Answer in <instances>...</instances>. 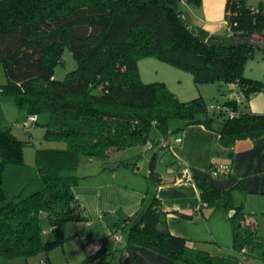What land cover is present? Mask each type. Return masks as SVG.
Instances as JSON below:
<instances>
[{
  "label": "trees",
  "instance_id": "trees-1",
  "mask_svg": "<svg viewBox=\"0 0 264 264\" xmlns=\"http://www.w3.org/2000/svg\"><path fill=\"white\" fill-rule=\"evenodd\" d=\"M184 1L194 6L202 3ZM182 4L183 0H0V63L7 77V84L0 86V100L3 94L13 95L29 116L48 112L45 138L67 144L66 149L37 150L40 190L7 202L4 169L23 164L24 142L0 124V258L47 253L75 236L66 235L63 224L88 222L73 192L91 176L77 173L82 157L103 164L130 147L154 143L166 148L179 143L180 139H172L174 133L192 125L216 131L223 150L264 135V114L245 111L255 94L264 93L263 81L244 75L259 50L208 44L210 34L191 22ZM225 17L229 35L264 41L263 2L251 6L249 0H226ZM65 49L77 67L56 80L55 69L63 63ZM147 58L191 73L196 85L217 84L220 90L237 85L243 102L229 100V89L220 104L239 110L240 116L210 114L201 97L181 101L166 83H145L139 62ZM153 131L159 141L152 138ZM133 164L123 160L117 166ZM154 173L152 169L149 177L160 181ZM195 183L203 208L222 200L232 213L233 249L264 261V237L258 235L256 215L235 203L232 190H220L201 177H195ZM166 215L155 194L135 215L112 227V242H108L121 244L114 237L128 228L127 246L145 247L181 264L218 260L173 235ZM43 218L51 224V241L44 240ZM107 244L85 263L111 264L108 258L117 250Z\"/></svg>",
  "mask_w": 264,
  "mask_h": 264
},
{
  "label": "crops",
  "instance_id": "crops-1",
  "mask_svg": "<svg viewBox=\"0 0 264 264\" xmlns=\"http://www.w3.org/2000/svg\"><path fill=\"white\" fill-rule=\"evenodd\" d=\"M225 9L226 0H203L201 11L208 19L203 29L210 35L221 33L224 28L223 36L229 35ZM257 55H264V52L259 50ZM154 60L147 58L139 62L141 79L145 83L168 84L166 78H161L163 74H158L159 79L148 71L149 64L166 70ZM244 75L257 80L246 70ZM173 91L179 99H183L181 101H188L182 98L181 90ZM225 101L226 97L222 103ZM245 111L264 114V98L255 94L246 104ZM172 139L180 141L166 148L156 147L154 143L142 147L135 160L124 159L135 163L128 167L117 166L122 161L115 160L118 155L111 157L107 160L108 166L99 167L95 174L74 187L73 192L85 208L88 222L63 224L66 235H75L67 244L75 242L78 246L74 250L75 260L69 264L85 263L87 257L97 252L104 242H112V227L135 215L143 204L150 203L155 194L167 213L170 232L188 240L192 249L207 252L216 258L226 252L227 246L233 249L232 213L227 212L222 200L212 208H203L195 177L207 179L220 190H232L235 203L243 205L246 212L256 215L258 211H264V135L254 140L237 141L231 150H223L219 134L203 125L188 126L174 133ZM163 151L165 155L161 158ZM148 161L149 174L153 169L154 175L160 178L154 185L150 178H144V167H140ZM158 161L166 166L165 172L158 170ZM217 163L231 164L232 173L226 177L212 176L210 168ZM255 218L258 219L257 216ZM259 225L257 223V227ZM129 249L140 260L132 264H181L145 247L133 245Z\"/></svg>",
  "mask_w": 264,
  "mask_h": 264
},
{
  "label": "rangeland",
  "instance_id": "rangeland-1",
  "mask_svg": "<svg viewBox=\"0 0 264 264\" xmlns=\"http://www.w3.org/2000/svg\"><path fill=\"white\" fill-rule=\"evenodd\" d=\"M260 2L264 3V0H249L251 6H258ZM203 9V0L200 6L189 5L183 0L182 10L190 16L191 22L198 27L204 28V24L208 22L207 15L205 12L201 11ZM225 19V17H224ZM224 31H220L216 35L223 36ZM157 63L163 65L166 70L159 69L156 65L149 64L148 71L154 75V77L159 76L158 74H163L161 78H166L168 84H166L169 89L181 90L182 98L185 100H192L195 98H202L207 106L217 105L222 103L229 93L227 86H223L220 90L217 84H202L196 85L193 81V76L187 71L178 69L170 64L161 62L159 60H154ZM151 63V62H146ZM77 67L76 61L72 56V53L65 49L63 54V63L59 64L55 69V79L63 80L65 76L74 70ZM246 73L251 74L254 78L264 80V55H257L254 59L250 60L246 65ZM160 79V76L157 77ZM147 80V79H146ZM7 84V77L4 71L3 64L0 63V86ZM231 93L229 94V96ZM258 97L264 98V93H257ZM183 100V99H180ZM28 113L26 109L18 106L16 99L13 95L3 94L1 95L0 100V124L3 129H10L14 136L19 140L24 142L23 146V164L21 165H8L4 169L3 173V188L5 192L6 201L19 200L29 196L30 194L40 190L41 183L38 179L37 164H36V151L45 150V149H66L67 144L64 141L60 140H47L45 138L47 123L49 122L50 115L48 112H42L37 115V123H32L27 129H21L15 125V123H23L28 118ZM152 138L154 140L158 139L157 131H153ZM142 147H130L126 149L123 153L117 156V160L124 159H133L138 156ZM164 152V151H163ZM165 155L161 154V158ZM160 158V159H161ZM159 160V159H158ZM159 162V161H158ZM143 164V160L140 161ZM108 161H104L103 164L99 162H91L86 157L81 158L80 167L77 170V173L82 176L93 175L97 172V169L100 167L108 166ZM117 164V163H116ZM134 165V164H133ZM141 168L144 167V178L149 177V161L145 165H141ZM159 171L165 172L166 166L160 162L157 164ZM148 173V174H147ZM150 178V177H149ZM151 183L153 185L156 183L153 178ZM249 212V211H248ZM258 227V235L264 237V211H258L256 213ZM73 224L74 222H66ZM42 224L45 229L44 240L51 241L53 239V232L51 229V224L48 219L43 218ZM127 234L128 228H125L122 233V243L114 244L109 243L108 246L113 252L108 258L111 264H132L134 261L138 260V257L131 253L129 249L132 244L127 246ZM68 242L64 243L61 246H57L51 249L47 253H40L32 257H20L13 260H6L0 258V264H69L71 260H75L74 250L78 249L76 244L68 245ZM123 247L125 249L122 251ZM121 251H118V250ZM129 254H128V252ZM123 252V254L121 253ZM96 253V252H95ZM93 253V254H95ZM221 255V253H219ZM48 255V257H47ZM88 258V257H87ZM218 260L214 264H264V261L258 260L255 258H246L243 253L237 252L229 246H227L226 252L220 257H217ZM86 264V263H83Z\"/></svg>",
  "mask_w": 264,
  "mask_h": 264
},
{
  "label": "built area",
  "instance_id": "built-area-1",
  "mask_svg": "<svg viewBox=\"0 0 264 264\" xmlns=\"http://www.w3.org/2000/svg\"><path fill=\"white\" fill-rule=\"evenodd\" d=\"M231 35V34H230ZM231 96H229V100L234 101L236 104H241L244 100V95L240 88L237 85L230 86ZM1 93V90H0ZM210 114H223L229 119H235L240 116L241 112L238 110H234L229 105L217 104L208 106L207 108ZM36 116H28L27 120L23 123H15V125L21 129H27L32 123H36ZM180 141V140H179ZM166 145V143H164ZM210 173L214 177H226L232 173V168L229 164H213L210 168ZM122 240L121 234H117L114 237L115 242H120Z\"/></svg>",
  "mask_w": 264,
  "mask_h": 264
},
{
  "label": "water",
  "instance_id": "water-1",
  "mask_svg": "<svg viewBox=\"0 0 264 264\" xmlns=\"http://www.w3.org/2000/svg\"><path fill=\"white\" fill-rule=\"evenodd\" d=\"M207 43L214 46L242 47L250 46L264 52V41L258 38L246 37L239 38L231 35L218 36L210 35Z\"/></svg>",
  "mask_w": 264,
  "mask_h": 264
}]
</instances>
